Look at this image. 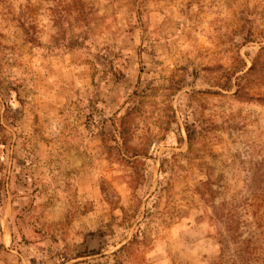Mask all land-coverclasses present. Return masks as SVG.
Instances as JSON below:
<instances>
[{"label": "rangeland", "instance_id": "rangeland-1", "mask_svg": "<svg viewBox=\"0 0 264 264\" xmlns=\"http://www.w3.org/2000/svg\"><path fill=\"white\" fill-rule=\"evenodd\" d=\"M0 190V264H264V0H0Z\"/></svg>", "mask_w": 264, "mask_h": 264}, {"label": "trees", "instance_id": "trees-1", "mask_svg": "<svg viewBox=\"0 0 264 264\" xmlns=\"http://www.w3.org/2000/svg\"><path fill=\"white\" fill-rule=\"evenodd\" d=\"M113 73H114V76H116V77H118V78H120L119 77V75H117L118 74V72L117 71H113ZM135 95V94H134ZM130 102H131V98H130ZM122 125L120 124V129L118 130L119 132V135H120V139L122 140V142H125V128H124V126H123V124H124V122H123V117H122ZM184 131H185V134H186V138H187V141L188 142H190L191 143V141L193 140V136H194V130H193V126L192 125H189V124H187V123H185L184 124ZM114 139V141L116 142V144L118 145V143H119V138L117 137V136H114L113 137ZM208 182L207 181H199V183H198V188H197V192L199 193V194H203V190H205L206 192L207 191H210V189H209V187H208ZM0 205H1V190H0ZM1 235H2V231H1V226H0V241H1ZM135 237L136 236H134L133 237V239H135ZM124 247V246H123ZM123 247L122 248H120L116 253H119V252H121V250L123 249ZM0 250H4V247H3V245L1 244V242H0ZM116 253H114V255L116 254ZM61 262H63L64 263V259H63V261H61ZM63 263H61V264H63Z\"/></svg>", "mask_w": 264, "mask_h": 264}]
</instances>
